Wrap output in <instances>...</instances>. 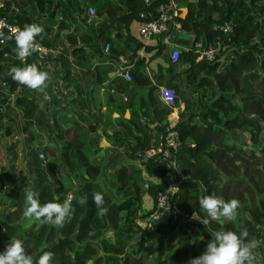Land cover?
<instances>
[{
	"label": "trees",
	"instance_id": "obj_1",
	"mask_svg": "<svg viewBox=\"0 0 264 264\" xmlns=\"http://www.w3.org/2000/svg\"><path fill=\"white\" fill-rule=\"evenodd\" d=\"M0 1L4 5L0 15L21 30L32 23L43 27L46 35L36 39L53 51L36 65L51 76L46 89L49 99L45 100L39 92L13 81L10 74L13 67L28 66L33 57L23 66L14 59L16 47L11 41L0 45V128L5 117L3 134L20 131L24 143L31 147V182H21L1 195L0 252L15 237L24 242L34 261L43 251H51L52 264H144L142 252L151 242L153 264H188L204 253L206 241L216 231L239 232L245 227L249 238L261 240L256 251L264 252V0H179L175 18L180 23L179 33L189 35L191 43L233 45L232 58L219 65L191 51L179 52L178 60L172 64H185L186 68L175 73L167 67L170 74L163 83L173 91L175 107L182 96L187 98L182 84L199 91L194 100L197 111H191L186 104L177 113L171 128L177 132L179 145L169 158L158 154L143 163L136 159V151L161 140L170 125L165 116L171 109L162 103L150 106L154 86L141 94L149 81L137 70L129 69L130 80L120 73L110 75L118 67L116 56L125 52L117 40L133 38L130 23L155 17L154 6L169 0H153L149 6L142 0ZM12 7L15 12L9 13ZM143 11L152 15L140 18ZM80 15L92 19L88 31L78 23ZM224 24L230 26V31L218 29ZM181 34H174L177 45L187 42ZM105 43L109 45L107 50L103 49ZM148 47H155L157 53L165 49L163 44L144 46ZM101 49L110 63L92 61ZM88 74L92 76L91 84L86 80ZM107 78V100L118 102L129 112L127 122L118 121L113 134L122 132L130 140L131 155L136 160L108 174V189L113 193L104 190L99 181L110 162L89 161L88 150L83 149L86 131L79 123L85 120L81 110L93 106L90 94L98 92ZM57 82L64 85L66 95L74 96V104L53 91ZM6 108L16 113V121ZM43 139H53L58 145L42 144ZM94 139L91 141L96 143ZM63 171L72 175L75 188L62 184L59 175ZM167 184L177 187L169 202L187 219L180 224L165 220L151 229L146 223L139 225L136 220L147 217L155 206V193ZM25 187L39 194L41 204L63 203L68 195L75 197L72 219L63 228L39 222L22 225ZM144 191L153 198V206L138 215L136 199ZM96 192L103 194L109 209L103 218L97 217L93 202ZM208 195L239 200L237 220L213 221L205 227L199 220L189 219L194 212L204 215L199 199ZM81 196H87L83 206L78 203ZM131 240L136 257L124 255Z\"/></svg>",
	"mask_w": 264,
	"mask_h": 264
},
{
	"label": "clouds",
	"instance_id": "obj_2",
	"mask_svg": "<svg viewBox=\"0 0 264 264\" xmlns=\"http://www.w3.org/2000/svg\"><path fill=\"white\" fill-rule=\"evenodd\" d=\"M45 29L39 24L26 25L22 30L15 29L11 35L0 31V44L7 40L15 39L16 54L19 60L25 61L27 57L39 51L40 45L37 37L44 38ZM13 81L28 89L39 92L45 100L49 99L46 89L49 86L51 76L46 71H41L35 64L26 67H13L10 70ZM25 209L23 216L28 221H36L41 225H50L63 228L74 214L72 205L75 197H68L63 203L48 202L41 204L39 194L25 187ZM93 202L97 208V217L103 218L109 209L105 206V198L102 193L93 194ZM80 205L87 203V196H81ZM200 209L204 215L196 212L192 218L199 220L205 227L213 221L235 222L239 215L241 203L237 199L224 200L223 198L208 195L199 199ZM260 242L256 238H249L247 228L236 231H216L212 239L206 245V250L198 257L192 258L188 264H264V257L256 251ZM54 253L43 251V254L34 261L25 249L24 242L19 238H11L3 252H0V264H52Z\"/></svg>",
	"mask_w": 264,
	"mask_h": 264
},
{
	"label": "crops",
	"instance_id": "obj_3",
	"mask_svg": "<svg viewBox=\"0 0 264 264\" xmlns=\"http://www.w3.org/2000/svg\"><path fill=\"white\" fill-rule=\"evenodd\" d=\"M179 3H176V7ZM15 12V9L12 7L9 13ZM100 19V18H97ZM80 21L78 20V23ZM132 21L129 25V33L132 35V40L130 41H124L123 37H121L119 40H117V43L119 46L123 47L125 52L123 54H120L116 56L117 60L119 58H131L135 54H138V58L133 62V64L130 66L131 69L137 70L139 73H141L146 79H148L149 83L144 86L145 90L143 88L141 94L146 93V89L153 85L154 88L152 89L150 93L151 97V104L152 105H161V100L159 98V92H158V86L164 85L163 81L166 79V77H169V72H167L166 68L170 67L173 68L172 70L175 73L181 72V67L183 69L186 68L185 64H172L168 58V52L170 47L165 46V49L162 50L160 53H157L155 47H148L144 48V46H141L137 39V28H136V22ZM90 29V28H89ZM181 34V33H178ZM185 37H187V42H183V44H175L180 51L184 49V47L187 46V44L190 41V36L187 34H181ZM154 44H148L147 46H153ZM155 46V45H154ZM146 47V46H145ZM93 52H95V48L91 49ZM101 49L99 53H96L93 58V62L96 63H110L109 57L104 53V51ZM129 68V69H130ZM115 69V68H114ZM115 74H119L117 69L110 75V77H113ZM86 80L88 81V84L92 83V76L91 74H88L86 76ZM108 78L105 80L103 87L96 93H92L91 99L93 100V106L88 108V110H81L85 115V120L88 118L89 122H86L85 120L80 121V127L82 130L86 131L85 136V143L83 149L86 151L88 150V159L93 164H103L106 162H110L109 166L105 169L104 176H107L113 169L120 165L128 164L135 162L136 160L133 159L130 151V140L124 138L121 133L118 135L113 134V131L118 129V121L127 122L129 118V112L127 109H123L116 101H108L107 100V93L108 89L107 86L109 84ZM161 81V82H160ZM54 91V90H53ZM111 91V90H110ZM74 98V96H73ZM69 103L74 104V101L67 100ZM163 105V103H162ZM164 106V105H163ZM181 105L177 109L174 107V109L169 112L165 117L166 123H174L177 120V113L183 108ZM174 111V112H173ZM73 118L72 120H74ZM89 127V128H88ZM122 130V127H121ZM95 138V142H92L91 139ZM47 139V138H46ZM43 139L42 144H46L47 140ZM47 143L49 145H55L57 146L56 142L51 139ZM92 143V145H91ZM125 149V150H124ZM130 155L133 160H130ZM110 157V158H109ZM17 156H10L6 158V163L17 160ZM28 168H30L27 165ZM28 168L26 171L22 173H15L13 169H7L3 168V173L0 171V198L3 192L9 191L13 189L17 184L21 182H31V175H29ZM32 169V168H31ZM174 169V168H173ZM173 171V170H172ZM101 178V177H100ZM153 182V181H152ZM69 196V195H68ZM67 196V197H68ZM139 214V213H137ZM24 222L22 225L28 226L30 223L34 224L36 221H28L26 218H24ZM139 225L143 226L144 223H146V217L143 219H137L136 220ZM21 225V223H20ZM104 237L109 239V235L105 234ZM174 242V239L173 241ZM134 240H131L128 244V249L125 252L124 255H128L130 257H136V254L132 251ZM149 242L145 249L142 252V258L141 261L144 264H150V258L152 261H155V254L150 250V244ZM0 247L2 248V242L0 238ZM132 253L133 255L129 254ZM261 257H264V252L260 251L258 252ZM145 261H144V260ZM149 261V262H147ZM154 263V262H153ZM151 263V264H153Z\"/></svg>",
	"mask_w": 264,
	"mask_h": 264
},
{
	"label": "built area",
	"instance_id": "obj_4",
	"mask_svg": "<svg viewBox=\"0 0 264 264\" xmlns=\"http://www.w3.org/2000/svg\"><path fill=\"white\" fill-rule=\"evenodd\" d=\"M152 1L153 0H142V2L146 6H149ZM3 7V2L0 1V12ZM154 12L156 15L155 17L137 21V39L141 46H147L148 44L153 43L154 45L163 44L165 46L170 47L168 52V58L170 62L173 63L178 60L180 52V50L176 46H174L175 41L173 40L174 34L180 32V23L175 20V18L177 17L176 3L173 0H169L167 4L158 3L156 6H154ZM89 13H93L91 9H89ZM148 15H152V13L148 11H143L139 13L140 18H145ZM15 29L20 28L15 23L7 20L6 17H4L3 15H0V31H3L6 35H11L12 31ZM218 29H221L222 31H230V26L228 24H224L222 26H219ZM158 40L160 41L158 42ZM7 41H11V43L14 44L16 47L14 38ZM5 42L3 44H5ZM37 42L40 45L39 51L31 55L33 58L29 61V65H37L42 63V61L46 59V56L49 53L53 52L49 48L40 44L39 41ZM108 46V43H105L103 49L107 50ZM223 48L225 47H220L219 45H212L211 43L201 44L198 41L191 43L190 38L189 43L186 47H184L183 50L191 51L195 53L198 58L211 62L214 60L218 61V59H216V55L220 56L221 51H223ZM138 56V54H135L131 58L118 59L117 71L126 80H130L129 68L133 64V62L138 58ZM29 57H27V59ZM14 59L23 66L27 65V59L25 61H21L18 59L16 54V48ZM158 92L159 98L163 105L167 108L174 109L175 103L173 91L165 85H159ZM171 127L172 124L166 127V132L164 136H162L161 140L142 150H137L135 153L136 159L143 163L147 159H150L158 154H160L162 157L169 158L171 152L175 150L179 145L177 132ZM38 156L42 158V152H39ZM176 190L177 187L174 184H167L164 189L158 190L155 193V206L146 217L145 226L148 229H151L153 225L163 222L165 220H170L172 222H175L177 220L179 211L173 204L169 202L172 193Z\"/></svg>",
	"mask_w": 264,
	"mask_h": 264
},
{
	"label": "rangeland",
	"instance_id": "obj_5",
	"mask_svg": "<svg viewBox=\"0 0 264 264\" xmlns=\"http://www.w3.org/2000/svg\"><path fill=\"white\" fill-rule=\"evenodd\" d=\"M173 1L175 3H179V0H173ZM177 6L179 7V4ZM86 18L87 17H85V15H80L79 21H80L81 28L84 29V30H86V31H88L89 28L91 27L90 22L92 21V19H90V18L89 19H86ZM135 22H133V23H135ZM136 28H137V22H136ZM233 47H234L233 45H230V46H226L225 48H223V51H221V55L218 58V64L219 65L222 62L229 61L232 58L231 57V51H232ZM181 70L183 71V68L182 67H181ZM181 83H182V81H181ZM182 85L184 87L183 90L186 91L185 94H187V98L184 100V96H182V99H180L182 101H179L178 107L180 105L182 107V106H185L186 104H188V109H191V111H197V106L194 103V100H195L196 96L199 94V91H197L196 89H193L191 86H188L187 87V85H185V84H182ZM53 90H54V92L57 95L64 96V98L66 100H72V101H74L73 95L72 96H69V95H66L64 93L65 87H64V85L62 83H60V82L58 83L57 82L56 84H54ZM174 97H175V95H174ZM175 108L177 109V106ZM172 110L173 109H171L170 112ZM6 112L8 113V115H10L11 117H13V119L15 121L17 120L16 113H14V112L13 113H10L7 108H6ZM2 123H3V125L0 128V171L3 173V168L5 167L7 169H13V171L15 173H22L23 174L26 171V169L28 168L27 165L30 164V151H29V149L31 147L30 146H27L24 143V139H23V136H22V134H21L20 131L15 132L13 130L9 135L3 134L2 129L4 128V125H6L5 117L2 120ZM13 125L14 126H17V124L15 122H14ZM65 126L69 127L71 125H65ZM73 126H74V124L72 123V127ZM32 145H33L32 147L36 146V142L34 144H32ZM12 154H15L18 159L17 160H12V161H10V162H8V163L5 164V162H6L5 159L8 158V157H10V156H12ZM130 160H133L132 157H131V155H130ZM174 168H175V166H174ZM178 176H177V178H178ZM109 177H110V175L109 176L108 175L107 176H103V177H101L99 179V181L102 184L101 186H102V188H104V190L107 189L106 191L112 192L113 190L108 189V184L107 183H108ZM59 179L62 182V184H64L65 186L71 187L72 189L76 187L73 184L74 179H73L72 175L70 173H68L67 171H63V173L61 175H59ZM145 180H148V181L150 180L151 181L153 179H150V178L146 177ZM142 186H143V190H144L145 187H144L143 184H142ZM136 201H137V204H138L136 206L137 213H139L138 215H142L146 211L152 209V206H153V198L150 195H148L147 192L144 191L142 193L141 197H139L138 199H136ZM1 205L2 204H1V198H0V208L2 207ZM192 216L193 215L189 216L188 218L189 219H193ZM139 218L141 219V217H139ZM185 219H187L186 216H180V215H178V218H177V222L176 223L180 224ZM171 241H173V239ZM171 241H170V244L169 245H171L173 243ZM258 241L260 242L261 240H258ZM208 242H210V240L206 241L205 248H206V245L208 244ZM262 242H261V244H262ZM195 243H196V241H195ZM262 248H263V246H262ZM151 249H152V247L150 246V250ZM129 254L133 255L132 253H129ZM150 261H151V263L155 262V261H152L151 258H150ZM147 262H149V261H147Z\"/></svg>",
	"mask_w": 264,
	"mask_h": 264
}]
</instances>
